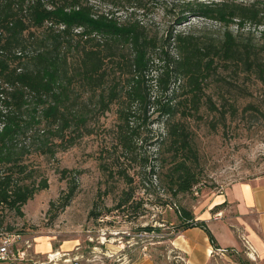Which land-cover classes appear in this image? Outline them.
<instances>
[{
  "label": "trees",
  "instance_id": "obj_1",
  "mask_svg": "<svg viewBox=\"0 0 264 264\" xmlns=\"http://www.w3.org/2000/svg\"><path fill=\"white\" fill-rule=\"evenodd\" d=\"M120 2L139 1H111ZM205 2L183 3L176 21L200 17L224 24L228 29L219 45L172 30L158 37L139 21L120 23L97 13L89 0H0V209L22 216L28 201L49 188L47 178L29 165L30 157H55L74 146L91 134L90 122L114 106L118 145L126 152L133 150L149 113L157 116L165 131L158 154L165 163L168 156V164L175 165L170 171L180 173L175 194L191 192L198 180L187 165L195 151L186 121L205 104L221 116L227 106L233 108L231 100L223 98L221 110L206 98V84L218 77L235 81L223 76L226 65H243L264 81V63L253 41L229 30L234 24L240 29L262 24L261 12L229 0ZM74 193L71 188L66 199ZM128 202L124 197L117 207ZM179 213L184 231L200 228L220 249L205 221L185 208Z\"/></svg>",
  "mask_w": 264,
  "mask_h": 264
},
{
  "label": "rangeland",
  "instance_id": "obj_2",
  "mask_svg": "<svg viewBox=\"0 0 264 264\" xmlns=\"http://www.w3.org/2000/svg\"><path fill=\"white\" fill-rule=\"evenodd\" d=\"M111 1L89 3L97 13L114 16L120 23L139 21L158 37L172 30L219 45L228 29L200 17L177 22L183 3L189 0H138L134 6L126 2L114 6ZM229 1L254 5L261 12L262 24L246 23L243 29L234 24L229 30L242 34L244 40L250 38L264 63V0ZM233 67L222 66L221 72L235 81L226 83L218 77L205 86L206 98L217 107L222 110L225 98L233 108L227 106V114L221 116L205 104L186 121L195 151L187 165L198 180L191 192L175 194L174 181L180 173L170 171L175 165L168 164V156L165 163L158 154L157 141L165 131L151 112L131 152L118 145L114 106L90 122L91 134L83 135L74 146L59 150L55 157L31 156L29 165L47 178L49 188L28 201L22 216L0 209V233L20 232L33 243L28 260L19 264H191L186 242L199 238L193 236L196 231L185 234L179 211L185 208L195 218H203L208 203L231 185L264 175V81L247 73L243 65ZM63 170L69 171L66 177ZM71 188L75 193L67 200ZM124 197H129L128 204L118 208ZM222 211V218L216 219ZM235 217L228 204L211 211L208 227L217 241L226 244L232 239L238 244L224 254L212 246L210 264H255L248 257ZM42 242L44 251L39 246ZM53 251L69 256L50 261L48 253Z\"/></svg>",
  "mask_w": 264,
  "mask_h": 264
},
{
  "label": "crops",
  "instance_id": "obj_3",
  "mask_svg": "<svg viewBox=\"0 0 264 264\" xmlns=\"http://www.w3.org/2000/svg\"><path fill=\"white\" fill-rule=\"evenodd\" d=\"M225 204L230 205L236 212L235 225L239 233L242 234V238L246 239L254 249L256 256L254 263L264 264V175L231 185L222 195L210 201L204 217L202 218L198 215L196 220L205 221L208 225L211 220V211L216 206ZM226 227L229 228L227 225ZM193 231L197 232L193 236H197L199 239L189 238L190 240L186 242L187 248L189 247L190 250V254L188 253L190 263L210 264L213 251L212 243L207 234L200 228L187 229L185 234H191ZM230 232L233 234L231 229ZM235 239L237 240L236 237ZM217 243L220 249L235 248L238 240L228 239L226 244H221L218 241ZM39 246L44 251V242Z\"/></svg>",
  "mask_w": 264,
  "mask_h": 264
},
{
  "label": "built area",
  "instance_id": "obj_4",
  "mask_svg": "<svg viewBox=\"0 0 264 264\" xmlns=\"http://www.w3.org/2000/svg\"><path fill=\"white\" fill-rule=\"evenodd\" d=\"M223 213L219 212L215 215L216 219L222 218ZM247 249L248 257L254 262L256 261L255 251L248 241L242 238ZM33 248L31 239L26 238L20 232H1L0 233V264H19L28 260L30 250ZM218 252L224 254L227 249H217ZM213 252V251H212ZM69 256L68 253L53 251L48 253L50 261L61 257ZM78 264V263H76Z\"/></svg>",
  "mask_w": 264,
  "mask_h": 264
}]
</instances>
